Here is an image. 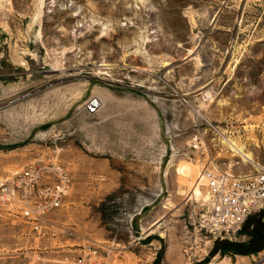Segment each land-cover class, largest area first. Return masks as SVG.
Returning a JSON list of instances; mask_svg holds the SVG:
<instances>
[{"label":"rangeland","instance_id":"rangeland-1","mask_svg":"<svg viewBox=\"0 0 264 264\" xmlns=\"http://www.w3.org/2000/svg\"><path fill=\"white\" fill-rule=\"evenodd\" d=\"M43 161L71 189L0 208V264H264V209L214 234L193 189L264 168V0H0V175Z\"/></svg>","mask_w":264,"mask_h":264},{"label":"built area","instance_id":"built-area-1","mask_svg":"<svg viewBox=\"0 0 264 264\" xmlns=\"http://www.w3.org/2000/svg\"><path fill=\"white\" fill-rule=\"evenodd\" d=\"M97 101L90 106L93 110ZM208 189L204 227L231 236L253 214L264 209V168L254 174L236 175L204 169ZM72 176L58 162H38L12 175H0V208L17 206L18 213L41 231L46 216L59 209L72 186Z\"/></svg>","mask_w":264,"mask_h":264},{"label":"bare ground","instance_id":"bare-ground-1","mask_svg":"<svg viewBox=\"0 0 264 264\" xmlns=\"http://www.w3.org/2000/svg\"><path fill=\"white\" fill-rule=\"evenodd\" d=\"M231 142V141H230ZM231 145L234 147V148H236L240 153H242L245 157H249L248 155H246L243 151H242V149H240L239 147H237L236 146V144L235 143H233V142H231ZM181 171H183L184 173H187V171H191V168L189 167V166H183V168H182V170ZM202 172V171H201ZM200 177V178H199ZM202 177V173L200 174V175H198V177H197V179H196V181H195V183H193L194 184V186H193V189H194V194L197 196V197H201L202 196V192H201V189H200V187H199V182H201V181H204L203 180V178H201ZM200 179V180H199ZM207 194H208V192H207ZM207 198H208V196H207Z\"/></svg>","mask_w":264,"mask_h":264},{"label":"crops","instance_id":"crops-1","mask_svg":"<svg viewBox=\"0 0 264 264\" xmlns=\"http://www.w3.org/2000/svg\"><path fill=\"white\" fill-rule=\"evenodd\" d=\"M226 84V83H225Z\"/></svg>","mask_w":264,"mask_h":264}]
</instances>
